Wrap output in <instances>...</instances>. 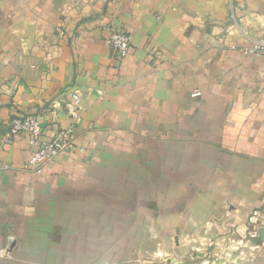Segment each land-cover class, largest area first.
<instances>
[{"label":"crops","instance_id":"1","mask_svg":"<svg viewBox=\"0 0 264 264\" xmlns=\"http://www.w3.org/2000/svg\"><path fill=\"white\" fill-rule=\"evenodd\" d=\"M262 41L264 0H0V264H140L236 237L264 208ZM28 114L46 138L75 131L30 170L27 137L1 141Z\"/></svg>","mask_w":264,"mask_h":264},{"label":"built area","instance_id":"2","mask_svg":"<svg viewBox=\"0 0 264 264\" xmlns=\"http://www.w3.org/2000/svg\"><path fill=\"white\" fill-rule=\"evenodd\" d=\"M108 42L112 52L119 58H124L130 51L129 34L112 30ZM257 53L264 52V41L257 44L254 48ZM200 94L196 92L195 95ZM80 96L78 92L70 94V99L66 102V107L72 117L76 116ZM74 126L61 129L53 138H46L43 135L42 124L37 116L25 115L13 117L9 122V129L2 137V142H12L23 137H27L28 142L34 153L30 160L25 164V169L30 170L45 163L51 162L58 155L69 150L73 144ZM264 228V208H255L247 216L245 223L236 228L234 235L230 238L236 249L251 248L257 252L264 246V239H261L260 230Z\"/></svg>","mask_w":264,"mask_h":264},{"label":"rangeland","instance_id":"3","mask_svg":"<svg viewBox=\"0 0 264 264\" xmlns=\"http://www.w3.org/2000/svg\"><path fill=\"white\" fill-rule=\"evenodd\" d=\"M186 241L180 240L184 246H187L184 244ZM213 242L215 244L213 243L214 245L211 248L205 244H202V246L204 245L203 248H199V246L188 247L187 253L182 254L183 256L179 252L176 257H172L170 251H166L165 248H159L156 251L142 249L139 252H135V254L131 252L127 259L129 261L136 260L140 264H181V261L184 260L186 263L184 262L183 264H189V260L195 264H244L256 258L257 252L253 249L241 248L237 250L236 245L232 244L230 239L225 240L223 238V242L218 244L215 240ZM100 264H116V262L106 260Z\"/></svg>","mask_w":264,"mask_h":264},{"label":"water","instance_id":"4","mask_svg":"<svg viewBox=\"0 0 264 264\" xmlns=\"http://www.w3.org/2000/svg\"><path fill=\"white\" fill-rule=\"evenodd\" d=\"M261 239H264V228L260 230Z\"/></svg>","mask_w":264,"mask_h":264}]
</instances>
